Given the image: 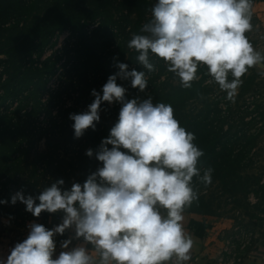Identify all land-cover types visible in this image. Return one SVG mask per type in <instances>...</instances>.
Wrapping results in <instances>:
<instances>
[{
	"label": "clouds",
	"instance_id": "clouds-1",
	"mask_svg": "<svg viewBox=\"0 0 264 264\" xmlns=\"http://www.w3.org/2000/svg\"><path fill=\"white\" fill-rule=\"evenodd\" d=\"M253 0H157L151 19L127 43L138 55L143 71H129L118 63L87 111L71 113L74 137L95 130L104 102L119 103L118 120L101 141L95 158L102 166L83 184L62 189L57 180L36 197L18 191L11 196L26 205L34 217L42 212H62V222L52 229L30 223L27 238L10 250L0 264H187L193 239L185 230L184 212L199 198L193 178L212 183V168L198 167L203 151L195 135L181 126L171 104L153 99H126L117 78L130 79L144 92L148 73L156 71L153 59L163 61L183 89L200 79L206 67L215 82L234 100L242 77L251 68L264 67V54L254 48L247 33L253 30ZM146 70V71H145ZM231 77V79H230ZM111 145V148L108 146ZM94 155L92 149L86 152ZM39 201L37 203L36 201ZM7 203L0 200V204ZM75 235L61 242L57 235ZM73 240L81 241L69 247ZM90 246V247H89Z\"/></svg>",
	"mask_w": 264,
	"mask_h": 264
},
{
	"label": "trees",
	"instance_id": "trees-1",
	"mask_svg": "<svg viewBox=\"0 0 264 264\" xmlns=\"http://www.w3.org/2000/svg\"><path fill=\"white\" fill-rule=\"evenodd\" d=\"M40 1L0 0V55L4 54L0 56V180L4 178L0 200L5 201L10 200L18 182L28 195L32 190L38 195L44 189L39 186L40 178L51 181L56 176L60 178L66 174L68 178L76 176L74 183L83 184L88 175L102 166L95 158L100 146L99 134L94 135L87 130L85 137L88 140L92 138V143L87 144V139L84 142L76 141L72 128L74 122L69 115L87 111L94 100L92 90L102 94L108 77L117 73L116 65L125 63L126 53L122 44L114 47L110 53H104L98 49L94 39L102 27L104 35L110 37L114 24L119 21L114 19V9L136 10L140 18L157 0H121L117 4L116 0H54L37 19L27 22L31 15L39 13ZM97 17L102 18V26L93 34L88 33L85 21ZM64 28H70L71 36H76L75 43L65 45L59 53L41 60L55 32ZM62 64L64 68L59 73L61 79L58 86L49 87V80ZM128 70L132 69L128 67ZM201 73L200 79L194 81L190 89L162 81L151 86L148 84L145 91L140 92L138 88L131 87L130 79H126V99L128 96L131 97L129 100L151 97L153 103L171 104L180 125L195 135L194 143L204 153L198 167L212 168L213 174L221 179L229 191L246 197L252 183L264 188L260 178L255 176L251 179L242 175L241 162L238 158H232L231 147L223 145L218 149L221 141L219 135L209 130L207 124L199 120V115L183 111L190 99L207 90L204 86L207 76L205 67H201ZM73 91L79 93L72 103L65 105L66 97ZM42 139L46 140L47 147L40 150L38 143ZM62 145L65 151L60 150ZM88 149L93 150L92 157L86 155ZM25 172H28V178L21 181ZM50 186L48 184L47 187ZM255 191L259 192L258 189ZM185 210L217 215L211 208V202L204 196H199ZM19 215L32 217L31 213L26 216L20 212Z\"/></svg>",
	"mask_w": 264,
	"mask_h": 264
},
{
	"label": "rangeland",
	"instance_id": "rangeland-1",
	"mask_svg": "<svg viewBox=\"0 0 264 264\" xmlns=\"http://www.w3.org/2000/svg\"><path fill=\"white\" fill-rule=\"evenodd\" d=\"M119 1L121 0H116V4ZM53 2L54 0H41L39 13L31 15L27 22H33V20L37 19L40 14H43V10ZM150 9L146 10L144 15L140 18L136 10L129 11L128 8H124L123 10L114 9V19H118L119 21L114 24V29L110 37L108 34L104 35L103 27L99 29L97 32L98 35H96L94 39L95 42L97 41L95 44L98 45V49L103 50L104 53H110L114 47L122 44L126 53L125 64L132 70L143 71V67L136 61V56L138 54L134 50L129 49L127 43L132 35L134 33L139 34L142 25L151 19ZM101 21V17L95 19L87 18L85 21L87 32L93 34L102 26ZM252 23L253 30L247 33V36L254 48L264 54V20L253 14ZM75 39L76 36H71L70 28L56 31L52 37V42L46 47L41 60L47 56H53L55 52L59 53L63 50L65 45L71 46L75 43ZM97 45L93 48L96 49ZM0 56H4V54ZM62 62L63 60H61V63ZM153 62L156 71L148 73L145 70L149 80V86H151L150 84H156L162 81L166 82V84H180L172 73L166 71L163 61L154 58ZM63 68V64L60 65L59 70L51 77L48 82L49 87L56 88L58 86L59 80L61 79L59 73H62ZM205 70L207 72L206 67ZM118 71L119 69L117 72ZM198 75L200 77L202 76L201 67L198 68ZM209 80L210 77L207 75L204 79V86L207 90L200 96L190 99L183 111L191 115H199V120L206 123L209 130L219 135L221 141L218 143V149H221L223 145L231 147L232 158H238L241 162L240 171L242 175L249 176L251 179L257 176L260 178V183L264 184V67L257 66L251 68L248 73L242 77L243 84L239 87L234 100H228L226 98V93L221 91L215 82L209 83ZM117 84L123 86L126 90L128 89L126 87L127 85H125L126 79L118 77ZM78 93L77 91H73L70 96L66 97L64 104L68 105L72 103L74 97H76ZM128 98L131 97L128 96ZM106 104L109 107L106 106ZM121 106L122 105L119 103L109 104L108 102H104L101 104L100 121L96 124L95 130L91 128L88 129L92 131L93 134H99L101 138L99 144H101L103 139L109 136L108 134L111 127L118 120ZM86 139L87 137H85L84 134L82 137L76 138V141L82 140V142H84ZM88 139L86 140L87 144H91L93 139ZM62 143L64 144V142ZM46 147V140L42 139L38 143V148L43 150ZM108 147L111 148V145ZM60 150L65 151V146L62 145ZM69 152H71V154L73 153L72 150ZM207 168V166L200 167L201 175L203 174V170ZM28 175V172H25L20 180H26ZM215 176L216 175L212 173V183L207 186L203 184L199 178H195V180H193L194 189L198 191L199 196H204L206 200L211 202V208L216 211L217 215L232 218L235 226L242 225L252 227V222H254L253 215H257L264 205V188L261 189L258 184L252 183L249 193L244 197L242 194H234L229 191L221 179L217 176L215 178ZM3 179L4 178H1L0 180V189L3 185ZM40 179L41 182L39 186H42V188H46L48 184L51 185L57 180L62 179L64 180V184L61 186L62 189L70 190L76 176H70L68 178L66 174H63L60 178L56 176L51 181H42V178ZM255 189H258L259 192L255 191ZM18 191L28 196V194L20 188V182L13 188L12 195ZM30 195L33 197L38 196L33 190L30 192ZM11 196L7 203L0 204V252H3V249H7L6 251H8L9 254L11 247L13 248L16 243L22 242L27 238L30 231L28 228L30 223L35 222L44 225L47 229H52V227L62 222V217L64 215L62 212L56 214L42 212L38 218L32 215V217H25L27 218L25 219L23 217L24 215H19V213L24 212L26 216H29L30 213L26 211V205L19 201H17L15 205L11 204ZM238 199L240 201H238ZM36 202L39 203V201ZM74 235V231L69 229L66 230L62 236L57 235L55 237L56 252L54 258L58 256L59 252L62 250L60 247L61 242ZM80 242L81 241L73 240L69 247L71 248Z\"/></svg>",
	"mask_w": 264,
	"mask_h": 264
},
{
	"label": "crops",
	"instance_id": "crops-1",
	"mask_svg": "<svg viewBox=\"0 0 264 264\" xmlns=\"http://www.w3.org/2000/svg\"><path fill=\"white\" fill-rule=\"evenodd\" d=\"M252 11L264 20V0H253ZM253 221L254 243L240 264H264V205ZM183 224L194 241L191 260L187 264H227L223 259L226 257L224 247L227 237L234 231L232 218L185 210ZM6 250L0 252V257L7 258L9 253Z\"/></svg>",
	"mask_w": 264,
	"mask_h": 264
},
{
	"label": "built area",
	"instance_id": "built-area-1",
	"mask_svg": "<svg viewBox=\"0 0 264 264\" xmlns=\"http://www.w3.org/2000/svg\"><path fill=\"white\" fill-rule=\"evenodd\" d=\"M255 232L250 226L236 225L234 231L226 239L224 247L227 264H240L244 262L248 249L254 243Z\"/></svg>",
	"mask_w": 264,
	"mask_h": 264
}]
</instances>
